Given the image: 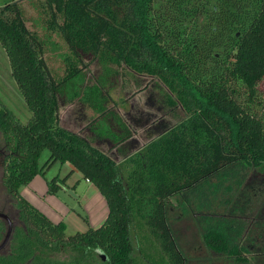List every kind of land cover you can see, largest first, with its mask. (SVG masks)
<instances>
[{"label":"trees","instance_id":"1","mask_svg":"<svg viewBox=\"0 0 264 264\" xmlns=\"http://www.w3.org/2000/svg\"><path fill=\"white\" fill-rule=\"evenodd\" d=\"M34 8L28 26L18 0H0V42L31 110L22 123L0 106V179L15 209L0 264H185L167 219L172 197L216 173L232 178L237 164L264 171V0H44ZM93 60L156 78L184 117L116 161L60 120V97L95 99V90L81 88ZM56 161L69 162L103 195L101 225L65 235V223L20 193ZM69 174L47 179L48 192ZM6 229L0 218V241ZM225 231L208 228L203 242L249 261Z\"/></svg>","mask_w":264,"mask_h":264},{"label":"rangeland","instance_id":"2","mask_svg":"<svg viewBox=\"0 0 264 264\" xmlns=\"http://www.w3.org/2000/svg\"><path fill=\"white\" fill-rule=\"evenodd\" d=\"M43 1L18 0L28 26L37 13L34 5ZM47 61L55 69L61 64L53 57H48ZM102 64L93 60L83 72L81 88L95 90V99H75L66 103L60 97V120L65 128L85 136L119 161L168 130L184 117L185 112L178 104H171L168 90L156 78L138 75L123 64ZM258 88L264 101L263 80L258 83ZM0 106L22 123L31 116V110L12 76L8 53L1 42ZM76 118L78 120H74ZM99 121L107 125V130H102ZM5 153V142L0 131V177ZM48 154L46 149L41 152L39 165L43 164ZM66 165L55 164L47 176L57 171L66 172ZM230 170V173L233 172L232 178L224 179L222 172L216 173L170 200L167 219L176 244L185 257V264H264V171L242 164L234 165ZM38 177L43 180L45 176L41 174ZM32 185L38 193L41 192L38 180H34ZM63 193L65 199L78 206L80 197ZM0 212L11 219L15 218V209L1 179ZM82 223L68 225L65 235L86 230ZM219 225H223V230L227 231L230 244L240 242L249 249V261L236 262L203 245L201 233Z\"/></svg>","mask_w":264,"mask_h":264},{"label":"crops","instance_id":"3","mask_svg":"<svg viewBox=\"0 0 264 264\" xmlns=\"http://www.w3.org/2000/svg\"><path fill=\"white\" fill-rule=\"evenodd\" d=\"M74 120L78 119L76 118ZM77 123L80 122L78 121ZM57 163L59 165L67 164L66 167L68 170L62 173L57 171L55 174H50V176H47L49 175L48 172L51 170V168ZM69 172V176H67L65 183H63L67 189H64L60 186L57 193L53 194L48 192L47 179L54 175L66 177L67 173ZM41 174L42 173L36 174L34 178L27 184L23 185L20 190L22 195L30 203H32L53 222L62 221L65 223L66 229L68 228V225H72V223L77 224V222H83L84 224H82L84 225V229H87L88 227L95 228L103 223L108 214V206L105 198L99 192L97 187L92 182L84 179L81 173L72 167L69 162H54L50 168H48L45 173L42 174L46 177H44L43 180L38 177ZM34 180H38L39 184L41 185V192L39 193L35 188H33L32 184ZM68 190H72V193H74L73 196L75 198L80 197L77 200V207H75L73 201L71 202L64 198L65 194L63 192L69 195L71 194L68 193ZM60 192H62V195H60Z\"/></svg>","mask_w":264,"mask_h":264},{"label":"water","instance_id":"4","mask_svg":"<svg viewBox=\"0 0 264 264\" xmlns=\"http://www.w3.org/2000/svg\"><path fill=\"white\" fill-rule=\"evenodd\" d=\"M59 184H60V186L62 188L67 189L66 186L63 185L62 183H59ZM68 191H69V193L74 195V193H72V190H68ZM0 218H3L7 222L6 232H5L4 237L2 238V240L0 241V251H1L6 246V244L8 243V240L10 238L13 225H12L11 219L8 217V215L6 213L0 212Z\"/></svg>","mask_w":264,"mask_h":264},{"label":"flooded vegetation","instance_id":"5","mask_svg":"<svg viewBox=\"0 0 264 264\" xmlns=\"http://www.w3.org/2000/svg\"><path fill=\"white\" fill-rule=\"evenodd\" d=\"M258 172H259V171H258ZM259 173H260V172H259ZM260 174H261V176H262V173H260ZM260 174H259V175H260ZM261 176H260V177H261ZM239 224H240V223L238 222L237 225L239 226ZM259 225H260V223H259ZM210 228H211V227H210ZM206 230H207V229H206ZM204 232H205V231H203V232L201 233V240H202L203 245H204L205 247H207V246L205 245V243L203 242V238H202V234H203ZM239 243H240V242H239ZM240 244H241V243H240ZM241 245L243 246V244H241ZM243 247H245V246H243ZM207 248H208V250L213 251V250L210 249L209 247H207ZM245 248H246V247H245ZM246 250L249 251V249H247V248H246ZM213 252H216V251H213ZM217 253H222V252H217ZM248 253H249V252H247V255H249ZM222 254L225 255V253H222ZM225 256H226V255H225ZM226 257H227V256H226ZM231 259H233V258H231ZM233 260H234V259H233ZM234 261H235V260H234ZM239 263H242V262H239Z\"/></svg>","mask_w":264,"mask_h":264}]
</instances>
